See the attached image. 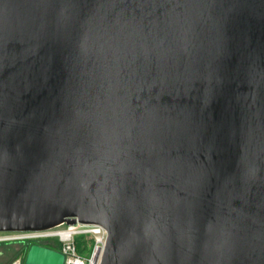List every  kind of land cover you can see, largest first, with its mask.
I'll return each instance as SVG.
<instances>
[{"label": "water", "instance_id": "water-1", "mask_svg": "<svg viewBox=\"0 0 264 264\" xmlns=\"http://www.w3.org/2000/svg\"><path fill=\"white\" fill-rule=\"evenodd\" d=\"M76 223L99 264H264V0H0V232Z\"/></svg>", "mask_w": 264, "mask_h": 264}, {"label": "built area", "instance_id": "built-area-1", "mask_svg": "<svg viewBox=\"0 0 264 264\" xmlns=\"http://www.w3.org/2000/svg\"><path fill=\"white\" fill-rule=\"evenodd\" d=\"M79 237L87 240L88 256L85 255V251L83 253L77 251L76 238ZM44 239L58 241L60 253L63 255L62 264H99L106 241V231L98 225L76 223L40 232H0V245ZM11 264L22 263L16 259Z\"/></svg>", "mask_w": 264, "mask_h": 264}, {"label": "rangeland", "instance_id": "rangeland-1", "mask_svg": "<svg viewBox=\"0 0 264 264\" xmlns=\"http://www.w3.org/2000/svg\"><path fill=\"white\" fill-rule=\"evenodd\" d=\"M46 240H50V239H46ZM46 240L45 239L40 240L41 244L42 242L45 243ZM31 244L32 242L30 244L26 242H14V243H8V244H1L0 245V264H11L16 259H19L21 263L23 264L26 253H27V248ZM85 253H84L85 255L87 256L89 255L88 247Z\"/></svg>", "mask_w": 264, "mask_h": 264}, {"label": "trees", "instance_id": "trees-1", "mask_svg": "<svg viewBox=\"0 0 264 264\" xmlns=\"http://www.w3.org/2000/svg\"><path fill=\"white\" fill-rule=\"evenodd\" d=\"M31 242H32V244H38L40 246H44L46 248H49V249H52V250H55L58 252L61 251L60 244L55 239L46 240L45 243L42 242V244H41L40 240L39 241H31ZM31 242L27 241L26 243L30 244ZM76 247H77V251L79 253H83L87 249V240H85L83 237L76 238ZM28 248H27V250H28Z\"/></svg>", "mask_w": 264, "mask_h": 264}]
</instances>
